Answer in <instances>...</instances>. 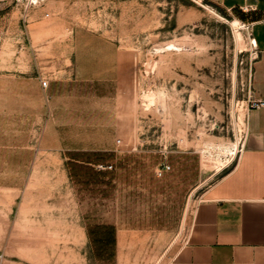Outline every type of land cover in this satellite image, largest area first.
I'll list each match as a JSON object with an SVG mask.
<instances>
[{
	"label": "rangeland",
	"instance_id": "374dc122",
	"mask_svg": "<svg viewBox=\"0 0 264 264\" xmlns=\"http://www.w3.org/2000/svg\"><path fill=\"white\" fill-rule=\"evenodd\" d=\"M241 26L211 0H0V264H166L245 135ZM61 121L119 161L68 160Z\"/></svg>",
	"mask_w": 264,
	"mask_h": 264
},
{
	"label": "crops",
	"instance_id": "0c3cea01",
	"mask_svg": "<svg viewBox=\"0 0 264 264\" xmlns=\"http://www.w3.org/2000/svg\"><path fill=\"white\" fill-rule=\"evenodd\" d=\"M211 1L252 25L257 56L250 88L256 99L264 98V0ZM48 99L51 109V86ZM66 129L64 122H59L56 135L68 160L93 164L95 152L101 151L104 157L96 167L119 161L111 140L89 144L69 137ZM114 230L113 239H117L118 229ZM176 247L166 264H264V107L246 110L245 135L235 163L202 193L188 233Z\"/></svg>",
	"mask_w": 264,
	"mask_h": 264
},
{
	"label": "built area",
	"instance_id": "2783aa9c",
	"mask_svg": "<svg viewBox=\"0 0 264 264\" xmlns=\"http://www.w3.org/2000/svg\"><path fill=\"white\" fill-rule=\"evenodd\" d=\"M47 16H49V14H47ZM241 24H242L241 27L243 29L247 30L248 33L250 34V36H252V25L250 23H247V22H241ZM252 42H253L254 47L256 48V46H257L256 42L253 39H252ZM49 83H50V80H43L44 87H48ZM246 102H247V109H255V108H263L264 107V98L256 99L251 92V88H250L248 98L246 99ZM243 139H244V137L240 141V147H241ZM117 142H118V144H120L122 142V140L118 139ZM240 147L238 149V153L240 151ZM98 167L100 169L105 170V169H112L113 165L112 164H109V165L102 164V165H99ZM170 170H171V165L164 162L161 166L158 167L157 175H158V177H163V176H165L166 172H168Z\"/></svg>",
	"mask_w": 264,
	"mask_h": 264
},
{
	"label": "bare ground",
	"instance_id": "6f19581e",
	"mask_svg": "<svg viewBox=\"0 0 264 264\" xmlns=\"http://www.w3.org/2000/svg\"><path fill=\"white\" fill-rule=\"evenodd\" d=\"M238 23V22H237ZM239 37L241 40L244 41L245 37L243 35V32L239 31ZM211 147H214V145H211ZM221 148L223 149V151L228 154V153H234L235 150L238 148V143H233V142H230L229 144L227 145H222ZM209 151V150H208ZM209 153V152H208ZM233 156V155H232ZM221 161V160H220Z\"/></svg>",
	"mask_w": 264,
	"mask_h": 264
}]
</instances>
